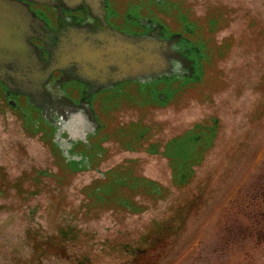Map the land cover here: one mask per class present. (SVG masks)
Here are the masks:
<instances>
[{"label": "rangeland", "instance_id": "rangeland-1", "mask_svg": "<svg viewBox=\"0 0 264 264\" xmlns=\"http://www.w3.org/2000/svg\"><path fill=\"white\" fill-rule=\"evenodd\" d=\"M177 6L157 14L187 17L198 74L101 90L83 162L0 83V264H264V0Z\"/></svg>", "mask_w": 264, "mask_h": 264}, {"label": "water", "instance_id": "water-1", "mask_svg": "<svg viewBox=\"0 0 264 264\" xmlns=\"http://www.w3.org/2000/svg\"><path fill=\"white\" fill-rule=\"evenodd\" d=\"M30 2L53 6L56 27H49ZM64 10H81L83 18ZM160 27L157 23L146 33L119 30L106 20L105 0H0V82L8 94L27 97L51 120L54 114L66 118L68 106L74 107L60 88L69 81L96 93L124 81L194 75L193 63L175 46L181 33L164 37ZM55 71L61 74L53 84Z\"/></svg>", "mask_w": 264, "mask_h": 264}, {"label": "flooded vegetation", "instance_id": "flooded-vegetation-1", "mask_svg": "<svg viewBox=\"0 0 264 264\" xmlns=\"http://www.w3.org/2000/svg\"><path fill=\"white\" fill-rule=\"evenodd\" d=\"M116 0H105V17L107 22L113 27L127 31L129 33H146L151 31L153 28L157 27V23L162 25L160 27V32L164 37L175 33L180 32L182 37H180L175 46L182 51V53L189 59H193L194 54L197 50L194 49V45H197L196 42L187 35L185 31H188V20L187 17L182 14L179 15V18L176 17L179 25L178 27H172L167 22H164L160 16H158L157 11H166L171 8L175 9L176 15L179 14V9L177 8L178 0H128L126 1V10L124 13H120L114 6ZM181 3V2H180ZM30 8L34 10L42 19H44L49 27L55 28L57 25V11L54 7L39 3L30 2ZM166 7V8H165ZM171 7V8H170ZM163 8V10H162ZM142 9L149 10L146 13L142 12ZM155 10L154 13H152ZM65 15L73 17L77 20L83 18V12L81 10H64ZM145 13V14H144ZM186 37L188 40H186ZM34 42L42 45L37 40ZM198 53V52H197ZM196 65V61H195ZM198 65L197 71H198ZM61 72L55 71L50 81L54 84L55 80L59 78ZM128 83H137L139 82H127ZM119 83L116 86H120ZM115 86V87H116ZM61 91L72 100L74 107L68 106L70 110L66 118H62L60 114H54L51 120H48V124L52 127L54 135L59 133L63 134L65 132L69 133V141L67 143H62L59 137H56L55 142L62 151H66L68 158L74 162H79L84 160L82 156L86 153H92L97 150V143L101 145V139L96 138V134L104 127V123L100 118V113L98 112L95 104V99L100 93H91L87 86H84L77 81H69L62 85ZM114 88V87H113ZM120 91L121 88L119 87ZM109 89H107V92ZM5 96L11 97V94H6ZM109 94V96H111ZM154 97H161V94L153 93ZM163 95V94H162ZM167 92L165 96H168ZM108 96V97H109ZM164 96V97H165ZM21 97V96H16ZM15 97V98H16ZM89 111L93 114L92 119L89 116ZM96 120H94V118ZM47 121V120H46ZM200 135L203 136V139L207 138L212 132L207 125H201L199 129ZM95 138V139H94ZM203 143L205 141L203 140ZM66 145V147H65ZM85 153V154H84ZM86 158V157H85ZM257 197H260L263 205L262 208H259L258 214L254 216V221L264 223V191L256 194ZM249 217H251L249 215ZM261 231L260 228L257 229V232Z\"/></svg>", "mask_w": 264, "mask_h": 264}, {"label": "trees", "instance_id": "trees-1", "mask_svg": "<svg viewBox=\"0 0 264 264\" xmlns=\"http://www.w3.org/2000/svg\"><path fill=\"white\" fill-rule=\"evenodd\" d=\"M187 33H191V34H193L194 35V29H192L191 27H189L188 26V31H187ZM196 41H197V39H196ZM194 58L196 59V60H201V58H200V55H199V53H197L196 52V54H194ZM195 161V160H194ZM187 163V164H192L193 163V160L192 159H188V160H186V161H183L182 160V163ZM118 169H111V170H109V175H116L117 173H118V171H117ZM181 173V172H180ZM181 176L180 177H182V178H184V176H186V173L184 174V172L182 173V174H180ZM125 178V177H124ZM122 182H124V180H121ZM135 181H138V183H146V184H152V189L154 190L155 188H157V189H159V184H157L156 182H153V181H151V180H148V179H146V178H144V177H140V178H138V179H136ZM149 186V185H148ZM148 186H146L147 188H148Z\"/></svg>", "mask_w": 264, "mask_h": 264}]
</instances>
